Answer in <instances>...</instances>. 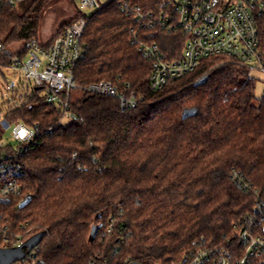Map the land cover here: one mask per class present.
Returning <instances> with one entry per match:
<instances>
[{
  "label": "trees",
  "instance_id": "16d2710c",
  "mask_svg": "<svg viewBox=\"0 0 264 264\" xmlns=\"http://www.w3.org/2000/svg\"><path fill=\"white\" fill-rule=\"evenodd\" d=\"M161 1L133 0L146 9ZM72 2L59 32L84 16L87 53L74 69L71 121L64 124L66 110L39 89L9 105L6 120L32 126L35 142L23 157V196L3 207V223L25 238L46 231L35 256L44 264H169L200 246L225 245L257 194L264 196V96L256 97L250 70L208 58L152 90L150 62L132 35L138 30L172 57L182 52L180 45L173 51L179 36L142 27L116 0L90 14ZM38 3L0 9V61L16 55L11 45L40 41ZM261 37L264 46V23ZM104 79L129 84L143 99L122 109L117 98L84 90ZM4 134L0 123V142ZM27 195L31 202L20 208ZM95 224L101 228L90 241Z\"/></svg>",
  "mask_w": 264,
  "mask_h": 264
},
{
  "label": "built area",
  "instance_id": "2783aa9c",
  "mask_svg": "<svg viewBox=\"0 0 264 264\" xmlns=\"http://www.w3.org/2000/svg\"><path fill=\"white\" fill-rule=\"evenodd\" d=\"M26 0H0V9L16 7ZM111 1V0H110ZM121 10L142 27L160 28L179 36L173 51H182L178 57L168 55L155 41L142 38L135 30L131 43L151 65L150 88H163L170 80L183 77L196 70L204 59L219 57L235 60L250 71H264V46L261 30L264 23V0H162L155 9H146L133 0H116ZM78 9L97 10L104 6L100 0H77ZM87 25L81 16L48 42L37 39L25 45L10 47L16 53L10 61H0V70L12 69L36 83L35 91H44V100L58 105L69 115L71 91L79 87L74 76L75 66L87 53L82 37ZM24 46L27 51L24 52ZM0 40V52L5 49ZM176 55V54H174ZM129 84L122 89L104 79L84 87L89 94L115 97L122 109L135 108L142 97L130 91ZM7 91L15 89L14 80L5 85ZM6 131L12 128L8 147L0 153V246L21 245L27 238L3 223V207L23 196L20 178L25 172L23 157L35 142L32 126L23 122L1 123ZM23 133V135H21ZM28 223L21 225L26 229ZM110 231V229H109ZM29 238V237H28ZM39 246V245H38ZM38 246L23 259L13 264H44L36 259ZM169 264H264V196L257 194L256 205L235 226L234 237L225 245L200 246L187 258Z\"/></svg>",
  "mask_w": 264,
  "mask_h": 264
},
{
  "label": "rangeland",
  "instance_id": "374dc122",
  "mask_svg": "<svg viewBox=\"0 0 264 264\" xmlns=\"http://www.w3.org/2000/svg\"><path fill=\"white\" fill-rule=\"evenodd\" d=\"M32 0H26L21 2L18 7L22 6ZM73 0H37L41 6L42 19L39 28V39L40 42H48L51 40L62 28V24L72 18L74 14V3ZM102 4H106L110 0H100ZM77 2V0H76ZM76 6V5H75ZM85 13L90 14L93 9H84ZM15 44L11 45V47ZM226 60V59H224ZM221 61V62H224ZM250 76L255 79V95L257 98L264 96V71L260 69H253L250 71ZM14 80L15 89L7 91L5 85ZM36 83L33 80L25 78L22 73H19L12 69L0 70V123L5 118V113L9 105L18 104L21 102L26 94H32L35 92ZM44 94V91L41 92ZM71 121L70 115H66L63 120L64 124H68ZM12 128H8L4 134V140L8 141L11 136ZM9 225H11L9 223ZM13 225V224H12ZM13 231L15 229L11 226Z\"/></svg>",
  "mask_w": 264,
  "mask_h": 264
},
{
  "label": "water",
  "instance_id": "95a60500",
  "mask_svg": "<svg viewBox=\"0 0 264 264\" xmlns=\"http://www.w3.org/2000/svg\"><path fill=\"white\" fill-rule=\"evenodd\" d=\"M207 81V78L200 79L197 84H202ZM192 109L185 110L184 116L190 113ZM32 195H27L20 203V208H25L32 200ZM101 228V224H95L92 226L90 233V241H94ZM46 235V231H40L27 238L21 245L13 247H1L0 246V264H13L26 257L35 247H37ZM129 264H143L138 261H132Z\"/></svg>",
  "mask_w": 264,
  "mask_h": 264
},
{
  "label": "snow or ice",
  "instance_id": "6c2138e0",
  "mask_svg": "<svg viewBox=\"0 0 264 264\" xmlns=\"http://www.w3.org/2000/svg\"><path fill=\"white\" fill-rule=\"evenodd\" d=\"M21 135H23V133H21Z\"/></svg>",
  "mask_w": 264,
  "mask_h": 264
}]
</instances>
